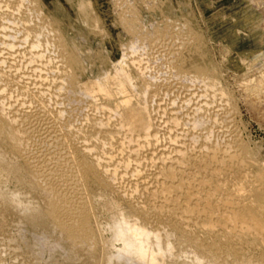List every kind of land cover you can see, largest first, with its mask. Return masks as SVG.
Returning <instances> with one entry per match:
<instances>
[{
	"label": "rangeland",
	"instance_id": "obj_1",
	"mask_svg": "<svg viewBox=\"0 0 264 264\" xmlns=\"http://www.w3.org/2000/svg\"><path fill=\"white\" fill-rule=\"evenodd\" d=\"M0 264H264V0H0Z\"/></svg>",
	"mask_w": 264,
	"mask_h": 264
},
{
	"label": "bare ground",
	"instance_id": "obj_2",
	"mask_svg": "<svg viewBox=\"0 0 264 264\" xmlns=\"http://www.w3.org/2000/svg\"><path fill=\"white\" fill-rule=\"evenodd\" d=\"M121 81V80H120ZM100 90H102V89H100ZM107 96V95H106ZM128 104V103H127ZM144 125V124H143ZM183 155V154H182ZM175 156V155H174ZM80 162V161H79ZM189 164V163H188ZM172 174V173H171ZM180 179V178H179ZM179 183V182H178ZM77 184V183H76ZM80 186V185H79ZM183 186V185H182ZM199 186V185H198ZM189 188V187H188ZM183 189V188H182ZM185 191V190H184ZM204 197V196H203ZM49 199V198H48ZM55 199H56V197H55ZM54 198L53 199H51V196H50V200L52 201V200H55ZM164 201V200H163ZM56 202H58V200L56 201ZM50 203V202H49ZM51 204H52V208L54 209L55 208V206L56 205H58V204H56L55 205V201L53 202H51ZM50 204V205H51ZM54 204V205H53ZM193 205V204H192ZM211 205H212V203H211ZM66 206V205H65ZM71 206V205H70ZM84 206V205H83ZM213 206H215V205H213ZM180 207V206H179ZM210 207V206H209ZM60 208H61V206H60ZM66 208H68V207H66ZM66 208H65V211H66ZM70 208V207H69ZM69 208L67 209L68 211H69ZM212 208V207H211ZM182 209V208H181ZM55 210H57L56 208H55ZM70 210H71V208H70ZM210 210V209H209ZM65 211H61L62 213H65V215H66V212ZM77 211V210H76ZM207 211V210H206ZM242 211V210H241ZM60 212V211H59ZM60 212V213H61ZM56 213V212H55ZM68 213V212H67ZM70 213V212H69ZM76 213V212H75ZM57 214V213H56ZM73 214H74V212H73ZM55 215V214H54ZM62 215H64V214H62ZM62 215H60L59 213H58V217H60V216H62ZM72 215V212L69 214V215H67V216H71ZM74 215H76V214H74ZM245 215V214H244ZM78 216V211H77V215L75 216V217H77ZM75 217H73L74 219H75ZM248 217V216H247ZM64 218V217H63ZM63 218H62V220H63ZM70 218H72V217H70ZM59 219H61V218H59ZM68 218H64V220H67ZM77 219V218H76ZM248 219H249V217H248ZM252 220V219H251ZM261 220V219H260ZM71 221V220H70ZM77 221V220H76ZM253 222H254V218H253V220H252ZM247 222V221H246ZM75 223V222H74ZM257 225V224H256ZM255 226V225H254ZM262 227V226H261ZM259 228H260V226H259ZM140 255H139V257L141 256V253H139ZM143 257V256H142Z\"/></svg>",
	"mask_w": 264,
	"mask_h": 264
}]
</instances>
